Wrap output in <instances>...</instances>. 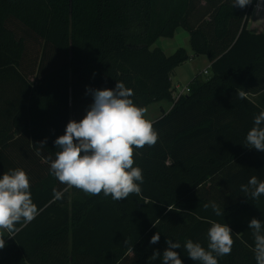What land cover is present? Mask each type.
Returning a JSON list of instances; mask_svg holds the SVG:
<instances>
[{
  "label": "trees",
  "instance_id": "16d2710c",
  "mask_svg": "<svg viewBox=\"0 0 264 264\" xmlns=\"http://www.w3.org/2000/svg\"><path fill=\"white\" fill-rule=\"evenodd\" d=\"M232 3L0 0V177L24 169L39 209L14 238L6 235L0 264H162L149 258L162 257L167 239L181 244L183 264H199L184 244L207 249L212 222L227 224L234 239L218 264H257L249 222L264 223V195L252 199L240 186L252 176L264 181V152L243 144L261 109L239 93L264 77V33L248 28L256 0L243 9ZM179 29L193 56L208 59L210 75L195 76L174 102L171 74L190 56L152 46ZM72 77L109 89L122 81L140 107L172 103L153 122L156 145L134 156L144 176L140 194L90 196L50 174L54 141L70 121ZM53 188L63 199H53Z\"/></svg>",
  "mask_w": 264,
  "mask_h": 264
},
{
  "label": "clouds",
  "instance_id": "9594fccd",
  "mask_svg": "<svg viewBox=\"0 0 264 264\" xmlns=\"http://www.w3.org/2000/svg\"><path fill=\"white\" fill-rule=\"evenodd\" d=\"M252 2L233 0L232 6L243 9ZM256 11H264V0H256ZM86 94H91L92 103L84 117L78 122L70 120L64 134L54 141L59 151L54 160L49 157L50 174L67 188L75 187L90 196L102 193L114 201H122L131 194H140L144 176L143 170L134 166V156L145 146H155L159 139L153 121L146 118L147 109L134 103L131 99L133 90L122 81H117L114 89L88 88ZM239 96L244 98V93L240 92ZM39 144L45 146L46 138ZM243 144L264 152V110L254 117L253 127L247 132ZM240 188L252 199L264 195V181L256 176ZM30 189V178L22 168L10 169L0 177V249L6 247L5 232L7 237L14 238L20 231L18 224L27 225L39 215ZM53 199H63V191L53 188ZM211 206L217 216L224 215L219 206ZM249 229L254 237L255 260L257 264H264V223L252 218ZM159 240L157 232L150 243L156 244ZM207 240V249L198 242L186 240L184 248L192 261L218 264V257L231 254L234 239L227 224L212 222ZM166 244L162 257L159 251H154L149 259L162 258V264H183L176 251L181 244L171 239H167Z\"/></svg>",
  "mask_w": 264,
  "mask_h": 264
},
{
  "label": "rangeland",
  "instance_id": "374dc122",
  "mask_svg": "<svg viewBox=\"0 0 264 264\" xmlns=\"http://www.w3.org/2000/svg\"><path fill=\"white\" fill-rule=\"evenodd\" d=\"M152 48H160L165 55H171L179 48L186 50L188 55L191 56L190 60L177 67L171 74L172 88L175 89L178 86L179 89L185 88V86L197 75L202 80L208 78L203 74L206 70V57H194L188 43L187 33L179 29L176 31L172 38H160L152 46ZM85 79H79L72 77L71 81V120L80 121L86 114V109L92 103L91 94H86L88 88L92 89H104L108 88L103 85H99L95 82H91ZM172 106V103L161 102L153 104L147 107L146 118L151 121H156L164 113H167ZM5 236V233H4Z\"/></svg>",
  "mask_w": 264,
  "mask_h": 264
},
{
  "label": "crops",
  "instance_id": "0c3cea01",
  "mask_svg": "<svg viewBox=\"0 0 264 264\" xmlns=\"http://www.w3.org/2000/svg\"><path fill=\"white\" fill-rule=\"evenodd\" d=\"M248 28L253 29L256 32L264 33V11L257 12L256 6L254 7V9L251 13L249 23H248ZM190 58H191V56H190ZM28 59H29V57H28ZM24 65H26V63H24ZM24 67H26V66H24ZM209 67H210V62L206 58V66H205L206 70H204V71H206L207 73L204 74V71H203V74L207 75L208 77L210 75ZM25 72L28 73V75H30L29 74L30 70H28L27 68H26ZM36 75H37V67L35 68L33 75L30 76V80H34L36 78ZM260 77L264 78L260 75L256 78L252 79L249 82V86H248L247 90H245V92H244V97H246L248 100H250L254 105L258 106L262 111V110H264V87L259 88V86L262 83H264V79L260 80L259 79ZM70 120H71V113H70ZM6 235H7V233L5 232V237H6Z\"/></svg>",
  "mask_w": 264,
  "mask_h": 264
},
{
  "label": "built area",
  "instance_id": "2783aa9c",
  "mask_svg": "<svg viewBox=\"0 0 264 264\" xmlns=\"http://www.w3.org/2000/svg\"><path fill=\"white\" fill-rule=\"evenodd\" d=\"M206 73L207 72L204 71V74H206ZM188 93H189V89H188L187 85L185 86V88H182V89H179L178 86H176L172 92V99L174 102H176L180 96L187 95Z\"/></svg>",
  "mask_w": 264,
  "mask_h": 264
}]
</instances>
